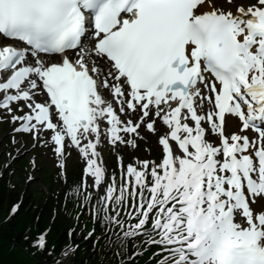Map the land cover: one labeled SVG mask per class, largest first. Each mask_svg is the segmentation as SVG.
<instances>
[{"label": "snow or ice", "instance_id": "obj_1", "mask_svg": "<svg viewBox=\"0 0 264 264\" xmlns=\"http://www.w3.org/2000/svg\"><path fill=\"white\" fill-rule=\"evenodd\" d=\"M0 109L65 183L78 151L72 196L117 243L148 237L155 264H264V0H0ZM143 132L160 160L109 174L100 147Z\"/></svg>", "mask_w": 264, "mask_h": 264}, {"label": "trees", "instance_id": "obj_2", "mask_svg": "<svg viewBox=\"0 0 264 264\" xmlns=\"http://www.w3.org/2000/svg\"><path fill=\"white\" fill-rule=\"evenodd\" d=\"M45 183L47 184L46 181ZM11 187L6 177L0 179V216L3 209H8L20 198L23 190V186L19 184H14V188ZM50 190H54L53 183L50 185ZM44 196L45 194L43 195L37 189L34 190L30 185L28 191L24 193L18 215L8 223H3L0 217V264H48L49 257L46 253L41 257L32 256L24 249L28 245L24 240V235L29 228L30 234L50 228L49 239L57 252L68 241L69 220L62 215L61 206H58L57 214L53 219L54 208L59 202L61 205V199H56L57 203H55L56 200H46ZM88 247L90 250L84 252ZM80 250L79 254L77 253L75 264H103L101 253H97L99 251L97 248L94 249L87 244L81 246ZM108 250L109 248L105 247V252Z\"/></svg>", "mask_w": 264, "mask_h": 264}, {"label": "rangeland", "instance_id": "obj_3", "mask_svg": "<svg viewBox=\"0 0 264 264\" xmlns=\"http://www.w3.org/2000/svg\"><path fill=\"white\" fill-rule=\"evenodd\" d=\"M252 2V0H238L236 3H240V4H244V5H250ZM12 125L9 123V121H5L3 122L2 125H0V130H9L11 129ZM6 136V135H5ZM148 140L146 141L143 140L142 146H144L145 148V152L146 154H141L142 158L148 157L149 155V150L148 149H154L157 148V143L156 140L153 136H148L147 137ZM3 139L4 136L2 134H0V162H2L3 157H1L2 154V150L5 148V146L3 145ZM19 145H22V142L19 143ZM125 149L130 152L131 150L128 147H125ZM36 153V163L37 166L40 167H48L49 169L53 170L55 169V167H58V158H56V156H54L47 148H43L42 145L39 146V148L35 151ZM113 152V151H112ZM38 167L35 170V175H33V177L38 180L39 178V173H38Z\"/></svg>", "mask_w": 264, "mask_h": 264}]
</instances>
